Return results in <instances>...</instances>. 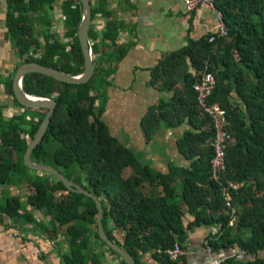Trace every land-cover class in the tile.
I'll return each mask as SVG.
<instances>
[{
    "label": "trees",
    "instance_id": "obj_1",
    "mask_svg": "<svg viewBox=\"0 0 264 264\" xmlns=\"http://www.w3.org/2000/svg\"><path fill=\"white\" fill-rule=\"evenodd\" d=\"M91 2L92 22L96 12ZM4 3L5 27L19 59L12 73L20 65L33 63L70 77L83 73L84 60L77 38L82 13L79 0ZM213 4L227 35L208 42L209 34L192 42L182 53L195 73L205 68L212 75L215 86L208 102L226 113L224 129L230 137L225 171L217 181L210 178L212 122L199 111L192 91L197 76L185 84L189 98L185 111L178 105L179 111L161 115L167 119L168 127L181 123L180 116L188 125L176 139L179 154L188 165H170L168 174L141 163L109 133L102 120L107 70L102 61V43L94 37L91 24L88 37L94 75L88 83L67 85L38 74H27L21 80L24 94L56 103L31 160L55 168L69 181L93 193L102 204L106 237L136 264L145 255L154 264H185L184 257L172 263L157 251L163 252L174 244L182 247L187 232L198 227L216 229L215 235L203 238L212 253L235 252L222 264H264V0H213ZM58 6L63 19L58 21L56 31L52 14ZM34 13H40L37 20L41 40L30 24ZM11 80L12 76L6 86L7 95L19 106L12 95ZM20 108L35 119L0 118V187L22 183L30 187L32 192L26 196L25 204L40 211L49 224L38 225L31 214L20 213L19 197L6 194L0 200V221L7 218L40 227L49 240L57 242V247H61L57 241L59 227L64 229L70 252L62 255L63 264H99L103 255L93 253L96 246L124 264L99 238L97 208L91 198L66 189L53 175L23 164L25 148L47 110ZM144 130L147 133V128ZM23 170L24 178L20 177ZM229 183L238 188H227ZM228 197L235 208L232 223Z\"/></svg>",
    "mask_w": 264,
    "mask_h": 264
},
{
    "label": "crops",
    "instance_id": "obj_2",
    "mask_svg": "<svg viewBox=\"0 0 264 264\" xmlns=\"http://www.w3.org/2000/svg\"><path fill=\"white\" fill-rule=\"evenodd\" d=\"M184 0H92L95 17L91 22L93 35L102 43V61L107 70L105 88L106 104L102 120L109 133L128 148L143 164L157 172L168 174L170 165L187 166L179 154L176 139L188 128L186 119L176 126L168 127L167 119L173 111H185L189 98L185 84L195 73L187 55L182 50L203 39L214 31L217 23L215 11L206 7L183 13ZM40 13L30 15V24L41 40ZM53 24L63 19L59 6L54 10ZM19 63L15 48L9 40L5 27V3L0 0V118L35 119L13 103L7 95V84ZM21 66V65H20ZM198 78L195 84L198 82ZM12 84V80H11ZM12 91V86H11ZM234 98V94L232 95ZM233 103L234 100L231 99ZM240 110H243L239 100ZM174 108V109H173ZM181 113V112H180ZM173 114V113H172ZM173 118V117H172ZM147 119V120H146ZM150 121V124H149ZM147 128V133L144 130ZM24 170L22 178L25 177ZM27 175H30L26 173ZM26 184L0 187L2 195L19 197L20 213L32 215L40 225L48 226L47 217L27 206L25 199L31 194ZM185 209V208H184ZM186 219V218H185ZM60 228V227H59ZM110 223L108 224V229ZM213 228L198 227L187 232L183 243L185 264H209L212 259L232 257L231 254L216 255L210 259L203 255L201 241ZM58 242L49 240L40 227L18 224L12 219L0 221V264H63L61 257L70 252L64 239L65 230L60 228ZM95 254L103 257L99 264H119L100 246ZM140 264H154L150 256H143Z\"/></svg>",
    "mask_w": 264,
    "mask_h": 264
},
{
    "label": "water",
    "instance_id": "obj_3",
    "mask_svg": "<svg viewBox=\"0 0 264 264\" xmlns=\"http://www.w3.org/2000/svg\"><path fill=\"white\" fill-rule=\"evenodd\" d=\"M82 5V13L80 25L77 33L78 43L83 55L84 60V71L81 75L76 77L66 76L56 70L42 67L39 64H24L19 66L13 75L12 78V95L14 101L22 108L28 110H39L46 109V115L42 119L39 128L36 130L33 138L28 142V145L25 148L22 160L23 164L32 170L39 171L42 173H47L53 175L58 181H60L64 187L74 193L83 194L89 198H91L97 208V233L99 238L106 244L108 249L114 253L124 264H136L134 259L123 250L119 249V247L111 242L107 237L103 229L102 218H103V210L102 204L100 200L91 192L87 191L83 187L78 184H75L69 181L63 174H61L58 170L53 167L44 165V164H36L31 160V153L33 148L40 142L42 138L49 119L54 113L56 103L54 101H49L47 99L34 98L24 94L21 90V80L23 76L27 74H38L43 77L49 78L58 83L67 84V85H83L88 83L94 75V65L92 60V50L89 46V37L88 30L91 24V5L90 0H79ZM60 230V228H59Z\"/></svg>",
    "mask_w": 264,
    "mask_h": 264
},
{
    "label": "built area",
    "instance_id": "obj_4",
    "mask_svg": "<svg viewBox=\"0 0 264 264\" xmlns=\"http://www.w3.org/2000/svg\"><path fill=\"white\" fill-rule=\"evenodd\" d=\"M206 7L209 10L215 11L213 0H184L183 1V13L186 14L197 8ZM216 12V11H215ZM217 14V23L214 28V31L208 36V42L214 41L216 36H226L227 30L220 20L219 14ZM69 41V39H66ZM69 49V47L67 48ZM205 71L199 74L198 82L192 86V91L195 95L197 101V107L202 115L207 116L212 122L213 127V140H212V156L209 160L210 166V178L214 181L218 180L220 173L225 171V153L227 141L230 137V134L224 129L226 124V113L224 110L220 109L216 104L208 102V99L211 96V93L215 86V81L209 73ZM227 188L237 189L238 185L229 183ZM230 198H227V206L230 209V216L232 220L235 218V208L229 204ZM216 234V229L209 231L208 235L212 236ZM201 247L203 255L206 259H210L212 252L210 246L206 239L201 241ZM157 255L167 258L172 263H177L181 258L184 257V251L182 247L177 244H174L170 249H167L163 252L157 251ZM224 261L223 258L212 259L209 261V264H222Z\"/></svg>",
    "mask_w": 264,
    "mask_h": 264
},
{
    "label": "rangeland",
    "instance_id": "obj_5",
    "mask_svg": "<svg viewBox=\"0 0 264 264\" xmlns=\"http://www.w3.org/2000/svg\"><path fill=\"white\" fill-rule=\"evenodd\" d=\"M53 28L57 31V30H59L58 29V24H53ZM140 161V160H139ZM142 163V162H141Z\"/></svg>",
    "mask_w": 264,
    "mask_h": 264
}]
</instances>
